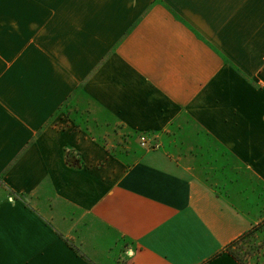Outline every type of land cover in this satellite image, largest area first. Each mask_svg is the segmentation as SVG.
Listing matches in <instances>:
<instances>
[{"label":"crops","instance_id":"crops-1","mask_svg":"<svg viewBox=\"0 0 264 264\" xmlns=\"http://www.w3.org/2000/svg\"><path fill=\"white\" fill-rule=\"evenodd\" d=\"M263 224L264 0H0V264H240Z\"/></svg>","mask_w":264,"mask_h":264},{"label":"rangeland","instance_id":"rangeland-1","mask_svg":"<svg viewBox=\"0 0 264 264\" xmlns=\"http://www.w3.org/2000/svg\"><path fill=\"white\" fill-rule=\"evenodd\" d=\"M145 141L147 145L151 143L148 139ZM140 142L142 144V138H140ZM234 251L245 264H264V225L241 242Z\"/></svg>","mask_w":264,"mask_h":264},{"label":"trees","instance_id":"trees-1","mask_svg":"<svg viewBox=\"0 0 264 264\" xmlns=\"http://www.w3.org/2000/svg\"><path fill=\"white\" fill-rule=\"evenodd\" d=\"M263 225H264V224H263ZM261 227H262V225L256 227V228L253 229L252 231H249L248 233H246L245 235H243L241 238H239L237 241H235L234 243H232V244L230 245V247L227 249V251H228V252H229V253H230V254H231V255H232L237 261H239L240 264H245V263H243V261L240 260V258L236 255L234 249H235L236 247H238V245H240L241 242H243L245 239L249 238V236H250L255 230H257V229H259V228H261Z\"/></svg>","mask_w":264,"mask_h":264},{"label":"built area","instance_id":"built-area-1","mask_svg":"<svg viewBox=\"0 0 264 264\" xmlns=\"http://www.w3.org/2000/svg\"><path fill=\"white\" fill-rule=\"evenodd\" d=\"M142 139H143L142 145L143 146H146L147 145V142L145 141V138H142Z\"/></svg>","mask_w":264,"mask_h":264}]
</instances>
